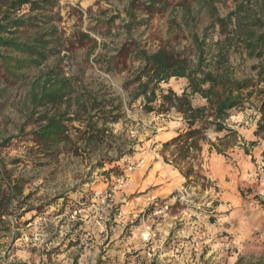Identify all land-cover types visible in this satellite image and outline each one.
Here are the masks:
<instances>
[{
    "label": "rangeland",
    "instance_id": "rangeland-1",
    "mask_svg": "<svg viewBox=\"0 0 264 264\" xmlns=\"http://www.w3.org/2000/svg\"><path fill=\"white\" fill-rule=\"evenodd\" d=\"M56 1L55 11L61 16L56 23L63 39L75 41L77 33L85 31L98 44L92 52L88 45L75 44L70 51L51 56L41 66L25 69L20 81L0 87V142L11 138L10 146L0 147V164L5 175L0 181L6 187L8 182L24 180L21 198L15 200L12 208L20 216L7 218L18 223L15 229L20 237H11L0 221V264H19L24 258L26 262L33 259L35 264H147L146 258L152 260L151 264H183L185 252L181 241L191 240V236H179L186 234L182 232L186 225L179 219L173 225L176 236L170 234L167 239L173 244L174 262L159 259L156 242L162 237L164 206L174 200V207L193 214L201 210L205 201L203 188L197 180L190 186L185 183L165 197L153 191L165 183L164 178L173 181L172 172L154 162L159 150L156 145L161 148L164 143L161 132L174 128L178 121L183 127L182 117L175 111L167 115L149 113L144 110L141 98L132 101L136 85L128 82L139 62L133 64L128 60L126 70L106 71L101 60L116 54L124 44L136 41L149 52L168 47L196 67L201 46L205 51L204 69L212 70L222 53L227 54L235 77H257L259 69L254 66L260 65V59L250 55L240 40L228 38L232 28L229 32L215 22V14L226 17L243 0H167L168 7L157 9L153 15L146 10L147 0H138L134 23L127 14L130 0ZM186 6L190 9L186 10ZM244 6L242 17H264V0H248ZM57 64L58 71L72 79V100L57 107L35 108L34 88ZM187 85L186 78H173L161 86L180 94ZM89 100L102 104L91 111L97 121L92 127L87 114L90 102L88 107L85 105ZM193 102L201 105L204 100L195 96ZM246 104L245 110L231 111L228 123L239 131L240 142H249L247 155H252L253 141L256 145L261 143L257 158L252 159L258 161L255 165L260 173L258 164L264 157V139H245L251 135L255 122L253 108H249V101ZM103 109L113 110L119 121L104 125ZM65 111L76 118L68 122L69 139L55 151L38 145L32 134L40 125L38 118L45 112ZM207 135L218 142L217 136L222 137L223 133L210 129ZM109 170L113 171L108 173ZM199 185L201 192L196 188ZM241 188L245 201L258 207L264 218V200L247 185ZM182 195L193 201L181 200ZM213 214H205L202 221H213L216 218ZM148 226L156 236L149 239L145 235L144 239ZM140 238L148 244L145 254L140 249L129 250L126 245ZM191 244L190 264H204L206 243L198 237ZM263 245L264 241L259 251L249 249V258L244 260L246 255L243 256L239 264H264Z\"/></svg>",
    "mask_w": 264,
    "mask_h": 264
},
{
    "label": "trees",
    "instance_id": "trees-1",
    "mask_svg": "<svg viewBox=\"0 0 264 264\" xmlns=\"http://www.w3.org/2000/svg\"><path fill=\"white\" fill-rule=\"evenodd\" d=\"M137 1H129L127 14L131 23L136 21L138 14ZM166 1L147 0V12L153 15L159 8L166 9L169 5ZM247 2L248 0H243L237 10L226 17L215 14V22L228 31L232 28L228 38L240 40L246 45L250 55L260 59V65L254 66V69H259L257 77H235L227 54L222 53L212 70L204 69L202 63L205 51L201 46L200 60L196 67L191 65L188 58L168 47L149 52L136 41L124 44L116 54L101 60L106 71H124L128 68V60L133 64L139 62L128 82L129 85H136L132 101L141 98L144 110L149 113L167 115L175 111L182 117L181 131L163 144L164 148H175L170 156H165V161H171L187 179L193 177L195 181L204 180L201 182L202 188L207 187L200 165L204 145L208 144L219 154H225L241 138L239 131L228 123L232 110L247 109L246 103L249 101V108L260 114L254 135L264 139V17H242L244 4ZM56 6V0H0V87L20 81L25 69L39 67L51 56L61 55L65 50L70 51L75 44L79 47L88 45L91 48L89 52L97 47V39L85 31L78 32L75 41L63 39L56 23L57 19H61L60 12L55 11ZM189 9L186 6V10ZM244 20L248 21L244 23ZM58 68L59 64L38 80L32 97L35 108L57 107L72 100V79L59 72ZM173 78L188 80L187 88L182 93L161 86ZM195 96H199L204 102L195 105ZM89 102L90 100L85 101V105H91L87 114L92 127L97 121H94L96 116L91 111L96 105L102 104L93 101L88 105ZM101 112L104 115L101 117L104 125L119 121V117L113 115V110L103 109ZM68 115L67 111L43 113L38 118L40 125L32 132L34 141L45 149L58 150L60 144L69 139L68 122L76 119ZM210 129L215 133H223L222 137L217 136L218 142L208 137L207 131ZM10 145L11 138L0 142V147ZM251 145H256V142L253 141ZM246 151L249 154V150ZM98 165L103 167L104 163ZM112 171L109 170L108 173ZM4 176L0 164V180ZM23 181L8 182L6 187H2L3 183L0 181L2 229L15 238L20 237L15 229L19 227L18 223L7 218L13 216L18 219L20 216L12 208L14 209L15 200L21 198Z\"/></svg>",
    "mask_w": 264,
    "mask_h": 264
},
{
    "label": "crops",
    "instance_id": "crops-1",
    "mask_svg": "<svg viewBox=\"0 0 264 264\" xmlns=\"http://www.w3.org/2000/svg\"><path fill=\"white\" fill-rule=\"evenodd\" d=\"M252 111L255 122L251 127V132L248 131L251 135L245 138L249 140L257 139L254 135V130L260 117V114L255 109ZM180 126V121H178V125H175L174 128L161 132L160 136L164 143L181 131L182 127ZM232 127L236 129L235 126ZM260 144L259 142L257 145H253L252 155H247L246 148H248L249 142H246V140L244 142L239 141L235 146L229 148V151L225 153L226 156L219 154L215 149H211L208 144L204 145L200 155V165L207 184V187L203 188V194L201 193L205 201L202 203L201 210L189 215L185 214L182 207H174V200H170L169 204L164 206V214L160 224L162 237L156 242L160 260L164 261V259H167L174 262L173 255L175 254L174 250L171 249L173 244L167 242V239L170 234L176 236L177 231H175L173 225L176 224L177 219L186 225V229L182 230L186 234H179V236H191V240L181 241V247H183L185 252V257L182 260L183 264L192 263L191 241L196 240L198 237H201L207 245L204 264H239L243 256L246 255L244 260L249 258L247 254L249 249H257L258 251L261 249L260 247L264 241V218L261 217L258 207L255 208V206L245 201L241 188L243 185H247L254 190L255 195L261 198L262 201L264 200V175L257 171L255 164L258 161L253 162L252 160L257 158ZM159 145H156L159 150L157 159L154 162L158 165L163 164L166 171H171L173 181L164 178L165 183L160 184L153 191L158 193V196L165 197L172 194L176 189L184 187L185 183H187V186L195 184V178L190 177L187 179L171 161H165V156H170L175 148H164L163 145L160 148ZM234 159H237V162H234ZM203 181H200V185ZM200 185L196 188L201 192L202 188ZM153 191L150 194H154ZM174 208L176 209L174 210ZM203 214H213L216 218L213 221L203 222L202 220L206 217ZM260 231L262 233H259ZM142 237L146 239L144 233ZM126 245L130 246L129 250L134 248L136 251L140 249L143 254L147 252L146 247L148 244L141 238L133 242L130 241ZM233 249H235L234 252ZM17 254L20 255L19 253ZM20 257L17 256V259H20ZM26 261L27 258L19 260V264H31L30 262L35 264L33 259ZM150 261L152 260L146 258L145 263L151 264Z\"/></svg>",
    "mask_w": 264,
    "mask_h": 264
},
{
    "label": "built area",
    "instance_id": "built-area-1",
    "mask_svg": "<svg viewBox=\"0 0 264 264\" xmlns=\"http://www.w3.org/2000/svg\"><path fill=\"white\" fill-rule=\"evenodd\" d=\"M258 169L260 173L264 174V157L261 158L259 164H258ZM181 200H184L188 203H191L193 200L187 199L186 195L180 196ZM145 235L150 239L156 236V232L152 230L151 226L147 227V232H145Z\"/></svg>",
    "mask_w": 264,
    "mask_h": 264
}]
</instances>
